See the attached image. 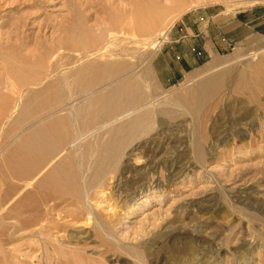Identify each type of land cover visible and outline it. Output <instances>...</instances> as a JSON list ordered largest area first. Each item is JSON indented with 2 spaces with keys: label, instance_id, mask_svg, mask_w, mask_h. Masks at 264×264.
Masks as SVG:
<instances>
[{
  "label": "rangeland",
  "instance_id": "obj_1",
  "mask_svg": "<svg viewBox=\"0 0 264 264\" xmlns=\"http://www.w3.org/2000/svg\"><path fill=\"white\" fill-rule=\"evenodd\" d=\"M75 1L0 0V78L3 60L27 68L22 61L31 62L34 43L50 41L53 28L67 15V4L74 8ZM89 1L87 25L98 18L104 23L115 12L126 26L129 16L139 26L158 16L155 28L141 36L146 44L140 67L127 73L142 74L145 101L90 127L80 118L84 131L62 152L72 154V164L77 167L88 149L104 155L117 150L118 159L93 166L94 155L89 161L84 157L82 179L88 184L80 180L83 196L57 200L58 212L50 214L35 204L46 170L23 175L20 158L11 159L17 162L14 169L5 153L15 143L23 147L25 141L17 143L18 138L30 136L51 117L20 123L33 107L32 91L54 85L56 76L73 66L57 69L42 84L0 93L9 105L7 116H0V264H264V0ZM206 11L242 21L250 17L252 26L244 24L219 59L174 85H160L152 57L167 32L193 12ZM126 26L111 29L107 40L127 37ZM136 55L130 48L128 57L109 60L133 64ZM210 79L215 81L205 98L190 105L172 101ZM122 87L89 88L59 105L54 115L85 116L93 111L91 102L98 104ZM44 96L48 93L34 98ZM146 112L151 115L148 126L145 122V129L126 133L128 121Z\"/></svg>",
  "mask_w": 264,
  "mask_h": 264
},
{
  "label": "bare ground",
  "instance_id": "obj_2",
  "mask_svg": "<svg viewBox=\"0 0 264 264\" xmlns=\"http://www.w3.org/2000/svg\"><path fill=\"white\" fill-rule=\"evenodd\" d=\"M75 2L74 8H71L67 4V15L58 28H53L51 35L48 37L50 41L47 38H42L34 43L36 48H32L33 53H31L34 57L31 62H26L22 58V63H27V68L25 69L23 66L14 67L8 60H3L5 68L0 78V93H16L22 86L31 87L34 84L44 83L51 76V73L57 69H64L68 65L73 66L72 69L64 70L63 73L57 75L54 85L48 82L41 89L32 91L33 107L25 118L22 119L23 122L20 123L22 124L35 117H51L45 123L36 126L33 133H30V136L18 138L20 141L16 140L18 141L17 143L25 141L26 144L23 147H17L18 145L15 143L16 147L5 153V156L11 161L10 165L14 169L17 167V162L11 159L14 156L20 158L23 165V175H27L33 172V170H35V173H41L46 170L43 174V181L41 180L43 188H39L40 190L37 191L39 192V197L35 204H38V207L44 206V211L50 214L52 211L58 212L56 209L58 205L57 200H67V195L80 198L83 194V190L81 189L82 184L86 182L88 184L86 179H82L84 176L82 174L83 169L87 165L83 162L87 158L89 161L91 160L90 157L94 155L92 163L100 161V164L97 166L108 164L111 160L118 159L117 154L119 153L116 152L117 150L115 153L108 151L110 153L104 155L100 152L95 154L94 151L88 149V152L82 153V157L79 156L82 158V161H79L77 167H75V164H72V160L74 159L71 157L72 154L69 155L68 153L65 156L62 152L67 150V144L70 140L84 131L80 118H85L84 123H87L85 125L90 127L93 123L97 124V122L113 118L114 115L127 110L129 106L138 105L145 101L146 94L142 92L140 87L142 85L141 81H144L142 74H139L140 77H134V75L127 76V73L131 67H138L143 61L141 59L143 57L141 49L146 43L142 42L141 36L146 31L155 28L157 22H159V18L156 16L147 26L135 25L128 13V22L130 23L126 26L125 21H120L116 17L118 14L121 16V14L115 12V14L113 13L114 16L110 15L107 17V20L104 18L106 21L104 23L103 20L101 21L98 18L92 25H87L91 17L89 10L92 8L93 1L86 0L81 2V0H76ZM125 26L128 30L126 31L127 33L124 32L128 35L127 37L121 35L111 40V42L107 40V33L111 32V29L121 31ZM56 30L60 32L57 33L58 35L55 34ZM130 43L134 46H130ZM130 48H133V51L137 54L136 61L133 64L123 62L122 60H109L112 57H128ZM79 50H82V52L77 57H74V54ZM64 51L68 52L64 53ZM69 51L73 52V54L69 53ZM60 56H62V59L59 58ZM23 71H25L26 75H22V73L24 74ZM121 76L125 77L122 78ZM214 81L210 79L200 84V87L193 88V91H188V96L185 93L178 94L172 101L174 103H182L183 105L193 104L195 100L199 101L205 98L207 88ZM102 84L108 87H126L113 89L107 96H102L98 104L91 102L88 106H92L91 110L93 111L85 112V116L82 113L77 115L66 113L64 116L54 115V111L59 105L68 102L73 97L77 98L81 92H86L89 88H96ZM44 93H48L46 98L44 96L43 100H35V96L44 95ZM151 93L153 94L154 91H151ZM8 110V97L0 96V116L6 115ZM150 119L151 115L148 112L133 117L125 127L126 133L136 131L137 129L140 130L139 128H143L145 122V125H147L151 121ZM130 137L132 138V136ZM114 167H111V169L114 170ZM96 169L99 168L96 167ZM95 171L93 173L97 175V170ZM81 179L84 183L80 182ZM27 184H30V182H27ZM106 248L102 251V255L108 249Z\"/></svg>",
  "mask_w": 264,
  "mask_h": 264
},
{
  "label": "crops",
  "instance_id": "obj_3",
  "mask_svg": "<svg viewBox=\"0 0 264 264\" xmlns=\"http://www.w3.org/2000/svg\"><path fill=\"white\" fill-rule=\"evenodd\" d=\"M198 13L193 12L173 25L154 53L152 67L160 85H174L209 60L219 59L230 48L229 42L234 41L236 33L241 29L243 33L244 24L253 21L250 17L242 21L228 13ZM244 32L245 38L249 36L248 30Z\"/></svg>",
  "mask_w": 264,
  "mask_h": 264
}]
</instances>
